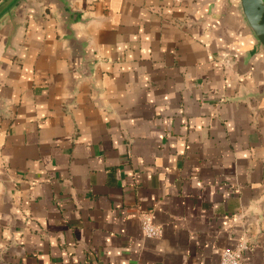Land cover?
I'll return each mask as SVG.
<instances>
[{
    "label": "crops",
    "instance_id": "crops-1",
    "mask_svg": "<svg viewBox=\"0 0 264 264\" xmlns=\"http://www.w3.org/2000/svg\"><path fill=\"white\" fill-rule=\"evenodd\" d=\"M242 244L264 264V52L237 0L4 11L0 264H218Z\"/></svg>",
    "mask_w": 264,
    "mask_h": 264
},
{
    "label": "water",
    "instance_id": "water-1",
    "mask_svg": "<svg viewBox=\"0 0 264 264\" xmlns=\"http://www.w3.org/2000/svg\"><path fill=\"white\" fill-rule=\"evenodd\" d=\"M17 0H0V16ZM246 25L264 52V0H237Z\"/></svg>",
    "mask_w": 264,
    "mask_h": 264
},
{
    "label": "built area",
    "instance_id": "built-area-1",
    "mask_svg": "<svg viewBox=\"0 0 264 264\" xmlns=\"http://www.w3.org/2000/svg\"><path fill=\"white\" fill-rule=\"evenodd\" d=\"M140 228L142 235L145 238H157L161 235L162 230L159 226L154 225L152 216L148 213H142L140 215ZM247 247L242 244L239 249L230 250L225 249L220 252V258L218 264H241V250Z\"/></svg>",
    "mask_w": 264,
    "mask_h": 264
}]
</instances>
